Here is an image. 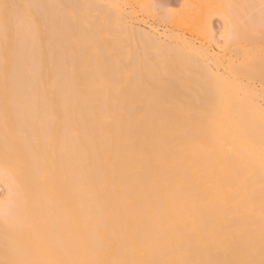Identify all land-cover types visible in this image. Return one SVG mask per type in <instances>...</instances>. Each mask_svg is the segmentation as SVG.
<instances>
[{
  "label": "bare ground",
  "instance_id": "6f19581e",
  "mask_svg": "<svg viewBox=\"0 0 264 264\" xmlns=\"http://www.w3.org/2000/svg\"><path fill=\"white\" fill-rule=\"evenodd\" d=\"M92 3L0 0V264H264L262 100Z\"/></svg>",
  "mask_w": 264,
  "mask_h": 264
},
{
  "label": "rangeland",
  "instance_id": "374dc122",
  "mask_svg": "<svg viewBox=\"0 0 264 264\" xmlns=\"http://www.w3.org/2000/svg\"><path fill=\"white\" fill-rule=\"evenodd\" d=\"M85 1H87L91 7L92 5L90 3L93 2L95 5V7L93 6V9L95 10L90 8L94 12H92V10L90 11L89 9V12L93 14V17L89 13L88 14L89 16L87 15L88 18L86 17L88 20H86V18L83 17L81 21L83 24L88 26V28L92 26L91 24H93L94 20L98 22V19H94L97 5L100 9L102 8L101 10L103 9L105 11L110 10L109 12H107V14L108 13H114V15L116 14V17L113 16L114 18L113 20H117L119 18L118 20L120 21H116V22L122 23L121 25L123 27H127L128 31L131 27L134 29V32L139 31L136 33H140V34L145 33L144 35L150 33L152 35L148 34L147 36L149 35L150 37L153 36L154 38L153 37L152 38L160 42L159 43L156 41L157 43L164 44L163 46L165 45L166 46L171 45V47L173 46V48L170 49V51H173V49L174 50L178 49L180 52L177 50L174 51V53L177 52V54H181V52H183L181 56L184 55V57H189V56L193 57L190 53H193V55H195L194 57L197 58H199L201 55V59L203 58L202 61H204L207 64L206 65L204 62L202 63V61H200L203 67L211 71L212 70L213 71L215 70V72L217 71L216 73H218V75H216V73L212 71L217 77L219 76L221 77L223 75L224 79L222 77L220 79L224 80L226 83H229L231 81L234 82L233 80L236 79L238 76L239 77L237 78L238 80L237 81L235 80V83H229V85L236 86V83H238L240 87L238 86V84L236 87L237 88L239 87L238 88L239 95L240 93H242L241 96L242 95L245 96L246 94V96L244 97L245 99H243L242 96V101L244 102L246 101L245 103L246 105L242 104V107L243 106L247 107L248 103H250L249 100L255 98V100L253 99V101H251L252 105H256L258 101L260 102V100H262L258 104H260V106L264 108V103H263L264 102V72L261 73L262 75L261 76L258 73L259 70L257 72V69L254 66V64H256V66L260 64L258 66L259 67L258 69H260V67L262 66L260 72L264 70L263 69L264 62L262 61L264 59V0H90V1L85 0ZM110 18H112V15H110ZM90 19H91V24H89ZM254 20L259 21V24L262 22V24L260 26L259 24L258 26L256 24L255 27V24L252 22ZM87 21L89 22L87 23ZM257 21L254 22L257 23ZM107 22H109L111 25L116 24V22L115 21L113 22L111 19L110 21ZM107 22L106 24L109 25ZM92 28L94 29V27ZM108 33H106V36L109 37L110 34L108 35ZM127 34L125 32L123 34L122 32V36L125 37L131 36V34H129L128 36ZM95 35H97V33H95ZM102 35L105 36V33H103ZM168 46H167L168 49L171 48L170 46L169 47ZM187 53L190 55L187 56L186 55ZM249 54L251 55L249 56ZM253 55L257 57L260 56V58L263 59L261 60L260 58L257 57L256 58L251 57ZM247 56L251 57V59L253 58L256 62L259 60L260 61L254 63L255 61L250 60V58L246 60ZM248 61H250L252 64H249L250 62ZM243 62L248 63L249 66L252 65L253 67H255L256 70H254V68L251 67L250 69H253L254 72L258 74H254L253 70H248L249 66L241 65ZM206 66H208L209 68ZM236 68L238 70L240 69L241 70L237 72L238 70ZM220 69L222 70V73ZM246 70L249 73H247ZM241 71H243L244 74L241 73ZM235 72H237L238 74L241 73V75L240 74L237 75V73L235 74ZM245 72L247 74H250L249 78L246 75L247 80L245 79L246 77L244 76L246 74ZM251 73L252 75H256V76H252ZM226 76H229L230 78L233 79L229 81L230 78ZM242 89L244 91L239 92ZM248 90L249 91L251 90L250 94ZM252 92L255 93V94L253 93L254 95L257 94L258 97L254 96ZM248 95L251 97V99H249ZM262 112L264 114V110ZM2 180H0V203H2L4 199H6V197L8 196L7 183H4L5 181Z\"/></svg>",
  "mask_w": 264,
  "mask_h": 264
}]
</instances>
